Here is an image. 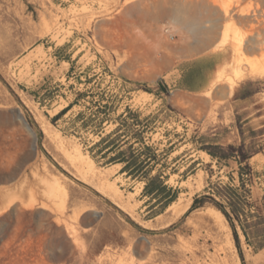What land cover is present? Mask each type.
Returning <instances> with one entry per match:
<instances>
[{
    "label": "rangeland",
    "instance_id": "rangeland-1",
    "mask_svg": "<svg viewBox=\"0 0 264 264\" xmlns=\"http://www.w3.org/2000/svg\"><path fill=\"white\" fill-rule=\"evenodd\" d=\"M217 1L238 5L223 30H194L176 0H0V264H264L214 205L190 210L209 182L239 183L236 157L204 147L255 146L248 186L264 197V6ZM242 57L255 72L236 77ZM122 118L141 121L183 212L154 215L145 181L91 150Z\"/></svg>",
    "mask_w": 264,
    "mask_h": 264
},
{
    "label": "trees",
    "instance_id": "trees-1",
    "mask_svg": "<svg viewBox=\"0 0 264 264\" xmlns=\"http://www.w3.org/2000/svg\"><path fill=\"white\" fill-rule=\"evenodd\" d=\"M73 104H69L56 114L52 120L56 121L63 117ZM129 112L131 110L128 108ZM103 122V120L101 121ZM141 124L139 119L129 122L122 118L120 124L112 131L103 135V126L100 124L98 134L100 139L91 146V150L97 149V153L102 158L107 159L106 163L121 164V173H127L132 178L145 181L143 195L148 199L146 204L150 211L156 207L154 215L165 210L179 196L180 190L167 183L169 175L162 172L151 175V170L160 161L155 146L146 143L143 137L145 128L136 127ZM87 126V123L85 124ZM144 127V126H143ZM139 144L136 146V144ZM208 153L218 161L236 157L239 163L238 179L239 183L234 184L235 179L231 175V182L223 184L221 182H209L204 193L194 196L190 210L205 206L214 205L219 209L229 221L233 228L235 238L239 244L237 226L239 225L245 234L246 241L257 251L264 247V197L262 200H254L249 181L253 176V168L249 164V159L257 152L255 146L235 147L228 146L232 152L217 151L204 147ZM238 151V154L236 153ZM138 227H140L138 225ZM141 228V227H140ZM240 248V245H239Z\"/></svg>",
    "mask_w": 264,
    "mask_h": 264
},
{
    "label": "bare ground",
    "instance_id": "bare-ground-1",
    "mask_svg": "<svg viewBox=\"0 0 264 264\" xmlns=\"http://www.w3.org/2000/svg\"><path fill=\"white\" fill-rule=\"evenodd\" d=\"M164 1L167 2L168 0H164ZM176 1L180 3L182 8L184 9V10L180 9V12H182V10L185 12L184 14L181 13L183 15L185 22L187 23V25H190L194 30H223L225 26V21L230 18H233V14L234 12H236V6H238L234 4V2L222 4L224 2L219 3L217 0H176ZM261 1L263 2V6H264V0ZM165 11L167 10H164V12ZM245 12L246 10L241 11L240 13L247 15V12L246 13ZM263 12H264V7H263ZM199 13H201V16L198 15ZM259 22H260L259 30H264V18L261 19ZM245 41H246L245 37H241L236 41V45L240 53H243L242 48ZM243 59L244 58L242 57L241 60L238 62V64L234 67V73L236 77H242L245 76L246 74H253V72H255L254 69L255 66H254L251 68L250 71H248L249 73H246L243 65ZM234 82L235 79L233 77H230L226 82L227 83L226 86H222L221 92L227 93L228 96L231 95L234 88ZM208 95H211V91L208 92ZM76 153L79 157H82V154L79 150H76ZM42 182L43 183L46 182L47 184L44 190V193L46 195H48L51 191L55 189L59 193L65 194L64 188L57 181L49 182L45 180V182L44 181ZM103 192L106 193L107 191L103 188ZM14 199L15 197L12 198L11 194H8L5 197L4 202L9 203L12 202ZM22 201L23 203L26 204V206L31 205L34 201H36V197L34 196V194H31L27 200L23 199ZM189 202L190 200L188 202H184L182 199H180L178 202L172 204L171 208H173V210L177 211V214H179L183 212L186 208H188ZM210 210L213 211V215L217 220L227 222L225 215L219 209L211 207Z\"/></svg>",
    "mask_w": 264,
    "mask_h": 264
},
{
    "label": "water",
    "instance_id": "water-1",
    "mask_svg": "<svg viewBox=\"0 0 264 264\" xmlns=\"http://www.w3.org/2000/svg\"><path fill=\"white\" fill-rule=\"evenodd\" d=\"M219 94H220L221 96H223V97H227V96H228L227 93L219 92Z\"/></svg>",
    "mask_w": 264,
    "mask_h": 264
}]
</instances>
